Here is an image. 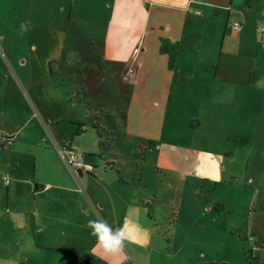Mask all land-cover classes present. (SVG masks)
Masks as SVG:
<instances>
[{
  "label": "rangeland",
  "instance_id": "obj_1",
  "mask_svg": "<svg viewBox=\"0 0 264 264\" xmlns=\"http://www.w3.org/2000/svg\"><path fill=\"white\" fill-rule=\"evenodd\" d=\"M101 11L102 17H96L92 7L74 0H0V16L6 15L0 17V35H8L4 46L9 49H1L0 65H11L9 75L17 81L23 75L17 59H27L28 46L36 45L34 60L42 72L34 69L37 92L54 102L56 114L65 115L55 124L59 138L71 143L84 163L98 168L106 180H116L120 191H139L153 202L157 225L141 229L142 239L151 244L140 251L138 264H255L245 260L248 244L231 232L242 226L240 212L210 207L218 200L238 206L253 181L264 185V86L254 78L264 76V69H255L250 97L244 85L232 94L229 81L216 84L226 91L218 100L205 94L211 84L179 82L181 94L169 97L161 94L160 83H152L170 74L166 61H158L155 53L143 54L142 47L120 51L108 11ZM235 34L229 30L231 37L219 35L208 75H213L220 51L221 63L231 66L254 58L246 39ZM186 62L191 67L198 63L201 71L209 61L203 54L197 63L191 57ZM234 70L239 77L245 72ZM54 86L70 98L65 105H56ZM75 96L82 102L75 103ZM20 104L10 83L0 80V112L5 110L0 124ZM84 112L97 119L101 138L91 130L76 134L71 119L82 118ZM215 219L217 228L211 223ZM49 253L16 234L0 237V264L67 263Z\"/></svg>",
  "mask_w": 264,
  "mask_h": 264
},
{
  "label": "crops",
  "instance_id": "obj_2",
  "mask_svg": "<svg viewBox=\"0 0 264 264\" xmlns=\"http://www.w3.org/2000/svg\"><path fill=\"white\" fill-rule=\"evenodd\" d=\"M75 1L92 7L96 17H102V9L108 11L106 19L120 51L142 47L143 54L155 53L158 61H166L170 74L154 78L152 83H160L161 94L169 97L181 94L176 85L179 82L198 87L211 84V90L207 87L205 94L216 95L218 100L226 91L225 87L216 84L226 81L233 84L232 94L236 93L238 85H244L250 97L255 69H264V47L260 41V34L264 32V0ZM0 17L6 15L1 13ZM233 21L240 24L234 36L246 39L248 47L254 51V58H249L246 64L231 66L221 63L220 51L214 73L210 76L218 37L221 33L224 38L231 37L229 30L234 31L230 29ZM6 37L8 35H0L1 57V49L9 51L4 46ZM37 49L31 44L27 59H17L16 64L23 74L17 81L9 75L11 65H0L3 73L0 80L10 83L22 103L20 107L12 108L4 123L0 124V134L11 138L9 144L0 148V237L7 233L12 239V234H16L17 239L35 244L43 252H55L58 259L67 261L65 264H126L130 260L138 264L140 251L150 249L151 244L142 239L141 229H153L157 225L153 202L149 204L144 195L140 197L139 191H120L116 180H106L95 166L89 165L90 172L67 168L60 152L67 156L66 149L71 148V143L60 139L61 131L55 127L65 115L56 114L54 102L37 92L38 82L34 75V69L40 71L34 60ZM203 54L209 62L198 71L197 61ZM190 57L195 58V66L186 62ZM143 65L139 64L136 77ZM231 67L245 69L243 76L236 75L235 68ZM256 76L255 83L264 86V76ZM43 81L47 82L46 77ZM53 89L56 105L63 106L70 101L59 87ZM79 96L73 98L77 104L82 102ZM260 101L264 108V93ZM253 106L257 107L256 101ZM4 111L1 110L0 117L5 115ZM51 114L52 117L48 116ZM85 115L86 112L80 119H71V125L76 127V124L83 123ZM197 125L200 122L197 121ZM84 130L93 131L89 126ZM77 153L83 161L82 154ZM2 176H6L5 182L1 180ZM252 185L250 191H243L242 204L236 206L230 201L218 200L210 210L239 211L242 226L231 232L249 247L254 246L252 259L255 264H264V185L256 181ZM94 219H103L114 229L125 228L128 239L121 252L108 254L96 246V238L87 226L88 221ZM216 222V219L211 221L217 228Z\"/></svg>",
  "mask_w": 264,
  "mask_h": 264
},
{
  "label": "clouds",
  "instance_id": "obj_3",
  "mask_svg": "<svg viewBox=\"0 0 264 264\" xmlns=\"http://www.w3.org/2000/svg\"><path fill=\"white\" fill-rule=\"evenodd\" d=\"M91 235L96 238V246L108 254H117L125 246L128 235L124 227L113 228L103 219L89 220L87 224Z\"/></svg>",
  "mask_w": 264,
  "mask_h": 264
},
{
  "label": "built area",
  "instance_id": "obj_4",
  "mask_svg": "<svg viewBox=\"0 0 264 264\" xmlns=\"http://www.w3.org/2000/svg\"><path fill=\"white\" fill-rule=\"evenodd\" d=\"M239 27H240V24L237 21H233L230 24L231 30L236 31L239 29ZM260 41H261L262 47H264V32H261V34H260ZM10 142H11L10 137H4L0 134V148L2 146H4L5 144H9ZM66 150H67V156H64L62 151L60 152V155L64 159L65 164H66L68 169H70V170H82V171H86V172L91 171V166L85 164L82 161L81 156L74 149L68 147ZM1 180L3 182H5L6 176H2ZM250 250L252 253L255 252V248L253 245H250Z\"/></svg>",
  "mask_w": 264,
  "mask_h": 264
},
{
  "label": "trees",
  "instance_id": "obj_5",
  "mask_svg": "<svg viewBox=\"0 0 264 264\" xmlns=\"http://www.w3.org/2000/svg\"><path fill=\"white\" fill-rule=\"evenodd\" d=\"M83 105L86 106V103L83 101ZM89 126L97 135L98 138H101L103 130L100 128V126L97 124V119L95 117H91V115L87 114L85 115L84 122L80 124H76V134H80L83 132V129ZM245 260L248 261L252 259V252L250 250V247L247 251L244 253Z\"/></svg>",
  "mask_w": 264,
  "mask_h": 264
}]
</instances>
